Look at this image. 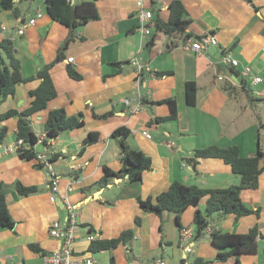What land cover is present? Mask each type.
<instances>
[{
  "label": "crops",
  "instance_id": "obj_1",
  "mask_svg": "<svg viewBox=\"0 0 264 264\" xmlns=\"http://www.w3.org/2000/svg\"><path fill=\"white\" fill-rule=\"evenodd\" d=\"M93 1L99 20L74 33L75 39L64 51L63 60L51 70L57 98L46 110L31 117L38 140L46 138L44 124L51 110L63 108L68 116L82 113L85 117L83 128L61 134L48 148L40 143L36 147L38 152H56L52 160L60 178V191L68 193L77 208L75 251L93 256L89 252L91 233L95 234L94 241L112 240L132 230L134 237L128 244L100 252L107 254L109 264H128L132 259L148 261L159 256L168 264H193L198 258L209 260V264H264L263 240L256 254L241 256L239 261L237 258L216 261L219 249L213 245L211 234L205 232L197 240L194 222L199 210L212 233L246 234L258 226L264 236V172L259 177L258 189L241 193L243 203L256 213L238 221L234 215L207 216V198L197 208L183 212L180 223L176 214L165 213L163 217L150 214L137 202L138 197L155 199L174 181L210 189L240 183V177L221 159H199L194 168L189 160L198 149L238 146L243 157L253 156L259 149L264 151V100H261L264 99V0H146V8L153 11L154 18L163 21L169 20L170 4L180 1L195 37L215 35L218 39L216 46L209 45L201 53L187 51L184 36L160 32L154 40L152 36H143L139 31L136 0ZM13 2L18 16L6 10L0 0V41L5 38L13 41L22 74L30 77L55 60L70 31L51 19L45 0ZM38 14L41 17L36 24L29 25ZM23 25L25 32L19 34ZM151 30L155 34L153 25ZM225 55L238 59L239 66L224 63ZM70 57L74 62L68 63ZM135 59L149 66L155 75L142 74L139 92L144 97V107L137 114L122 103L137 90L139 73L132 64ZM113 63L121 65L117 68ZM68 66L82 75L81 81L68 76ZM245 67L251 70L249 78L240 74ZM105 75L110 76L104 79ZM219 75L224 79L220 80ZM257 77L261 82L254 83ZM188 82L197 86L194 106L187 102ZM39 84L35 80L18 85L14 96L0 101V117L11 109L22 112L29 108L33 101L30 91ZM225 84H231L236 91L229 95L223 90ZM167 99L176 101L178 118L160 121L171 114L169 104L161 103ZM1 125L8 127L6 138L12 140L0 146V184L16 227L13 231L0 229V262L43 264L44 256L33 252L29 245L36 244L47 253L57 248L61 241L50 236V228L57 220L66 224L69 212L61 203H51L46 168L36 159H21L17 151H6L16 142L17 119ZM121 127L131 130L129 145L151 159V168L144 172L141 182L128 183L125 177L114 179L105 188H92L104 175L105 167L114 171L122 168L120 146L111 137ZM145 130L150 139L143 136ZM90 132H99L101 140L81 153ZM18 183L37 186L39 192L20 196L16 190ZM137 217L141 218L140 225L136 224ZM183 230L193 233V238L184 243ZM188 244L192 253L187 252Z\"/></svg>",
  "mask_w": 264,
  "mask_h": 264
},
{
  "label": "trees",
  "instance_id": "obj_2",
  "mask_svg": "<svg viewBox=\"0 0 264 264\" xmlns=\"http://www.w3.org/2000/svg\"><path fill=\"white\" fill-rule=\"evenodd\" d=\"M6 10H11L16 16L19 11L13 0H1ZM154 2V0H152ZM250 1V0H248ZM47 12L52 20L64 25L70 31L67 39L60 46L57 57L51 63L44 64L35 75L24 77L22 74L21 60L15 53L13 41L5 38L0 41V101L14 96L16 87L20 84L38 80L40 84L37 88L30 91L33 101L29 108L19 112L11 109L3 113L0 117L1 122L16 118L17 133L16 141L23 140V144L17 148V153L21 159L33 160L36 158L38 138L33 132L31 117L43 110H46L49 104L58 96L57 88L52 79L51 70L54 66L63 60L64 51L75 39V32L87 25L89 22L99 20V12L95 1L93 0H45ZM170 17L168 21H163L158 17L153 19L155 39L157 33H164L168 36H184L186 39L197 38L190 28L191 21L186 18L187 12L180 1H173L170 6ZM120 63H113L112 66L119 67ZM67 74L70 78L81 81L82 75L72 66L67 67ZM110 75H105L104 79ZM223 90L229 95L236 91L231 84H225ZM188 105L194 106L197 103V86L194 82L186 84ZM264 100V99H261ZM161 103L169 104L171 114L168 117L160 118V121L175 120L178 118L176 101L167 99ZM85 117L82 113L75 116H68L63 108L51 110L44 124L46 138L43 140V147L48 148L50 143L65 132H70L85 126ZM8 134V127L2 126L0 129V146L5 142ZM131 135V130L121 127L115 130L111 137L116 139L121 150L122 168L114 171L105 167L104 175L93 186L96 188L107 187L114 179H123L127 177L128 183H138L143 179L145 171L152 165L151 159L143 152L131 148L127 139ZM101 140L99 132H90L83 141L81 153L88 146H91ZM215 158L223 160L230 165L235 175L240 177V183L227 188H203L196 185L187 186L179 181H174L170 187L159 194L155 199L149 197L142 199L138 197L137 202L144 212L163 217L165 213L176 214L180 223V215L189 208H197L202 199L207 198L206 212L207 216L219 214L221 217L234 215L238 221L242 217L256 213L249 209L241 199V193L244 190H256L259 188V177L264 172V151L259 149L257 153L250 157H243L238 146L221 148L218 146H209L204 149H198L194 152L189 163L195 168L199 159ZM53 159V158H52ZM53 161V160H52ZM91 188V187H90ZM16 190L20 196H30L39 192L37 186H25L18 183ZM194 222L197 225L195 238L201 239L208 228L206 217L198 210L194 216ZM136 224H141V218H136ZM16 222L9 213L7 199L0 184V229L14 230ZM161 230L162 227H161ZM134 237L132 230L121 233L118 238L112 240H96L90 245L89 252L95 254L102 251L113 250L120 244H128ZM211 241L219 249L216 257L218 262H226L231 258L253 255L258 252L260 240L264 241L258 226H254L246 234H233L223 232H213L210 235ZM29 248L42 256L46 255L43 249L36 244L29 245ZM113 261V260H112ZM206 259H196L193 264H209Z\"/></svg>",
  "mask_w": 264,
  "mask_h": 264
},
{
  "label": "built area",
  "instance_id": "obj_3",
  "mask_svg": "<svg viewBox=\"0 0 264 264\" xmlns=\"http://www.w3.org/2000/svg\"><path fill=\"white\" fill-rule=\"evenodd\" d=\"M146 0H136V5L140 14V24H139V31L143 36L151 37L152 36V30L151 26L153 25V19H154V13L151 9L146 8L145 4ZM41 17V14H38L37 18L31 19L28 24L29 25H35L38 18ZM26 26L23 25L18 33L23 34L25 32ZM218 44V39L215 35H207L203 36L201 38H190L187 39L185 44V49L187 51H193V52H199L201 53L207 46L213 45L216 46ZM224 63H230L233 67L239 66V61L236 58L231 57L230 55H225L223 57ZM74 62V58L70 57L68 58V63ZM133 65L136 66L138 71V79L136 80V92L133 93L131 97L124 98L122 100V103L128 107L133 114L139 113L143 107H144V97L139 92V87L141 86V78L142 74L144 72H148L150 74H153L149 68V66L143 64L140 60L135 59L132 62ZM251 70L248 67H245L241 71V76L243 78H249ZM155 76V75H154ZM219 79H224L223 75H219ZM261 82V78L257 77L254 79V83ZM143 136L146 139H150L151 135L150 133L145 130L143 131ZM44 138L38 140L37 144H42ZM23 144V140L16 141L12 146L6 148V151L9 153L13 151H17V148L20 147ZM56 155L55 151H52V153H44V152H38L36 155L37 162L43 166L44 168H47L48 170V188H49V199L51 203L57 204L61 203L64 208L67 209L69 212L67 223L63 224L60 221H55L51 228H50V236L53 239L61 241V244L52 250L50 253H47L43 257V264H97V261L92 255H82L75 251L73 245L75 241L78 238V221H77V208L75 205H73L70 200L68 193H63L60 191V178L58 176V173L56 172L52 158ZM71 191V188L68 187V192ZM206 232L212 233V230L210 228L206 229ZM193 238V233L191 230H183L181 233V241L182 243L190 240ZM88 240L94 241L95 240V234L91 233L89 235ZM187 252L192 253L193 248L190 244L187 245ZM0 264H5L0 262ZM12 264H26L24 262H17ZM128 264H168L167 260L162 257H156L152 260L144 261V260H136L132 259L129 261Z\"/></svg>",
  "mask_w": 264,
  "mask_h": 264
},
{
  "label": "rangeland",
  "instance_id": "obj_4",
  "mask_svg": "<svg viewBox=\"0 0 264 264\" xmlns=\"http://www.w3.org/2000/svg\"><path fill=\"white\" fill-rule=\"evenodd\" d=\"M1 123L2 122L0 121V125H1ZM1 128H2V125H1L0 129ZM8 138L9 139L6 138V140L4 142L5 144L11 142L12 138L11 137H8ZM93 257L98 261V264H109V262H110L109 257L107 256L106 253H103V254H101V253H95V254H93Z\"/></svg>",
  "mask_w": 264,
  "mask_h": 264
},
{
  "label": "water",
  "instance_id": "obj_5",
  "mask_svg": "<svg viewBox=\"0 0 264 264\" xmlns=\"http://www.w3.org/2000/svg\"><path fill=\"white\" fill-rule=\"evenodd\" d=\"M15 52H16V50H15ZM117 181H119V180H117ZM95 197H93V199H94Z\"/></svg>",
  "mask_w": 264,
  "mask_h": 264
}]
</instances>
